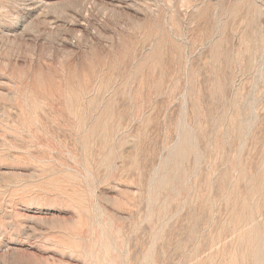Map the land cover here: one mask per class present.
Instances as JSON below:
<instances>
[{"label":"rangeland","instance_id":"1","mask_svg":"<svg viewBox=\"0 0 264 264\" xmlns=\"http://www.w3.org/2000/svg\"><path fill=\"white\" fill-rule=\"evenodd\" d=\"M0 264H264V0H0Z\"/></svg>","mask_w":264,"mask_h":264}]
</instances>
